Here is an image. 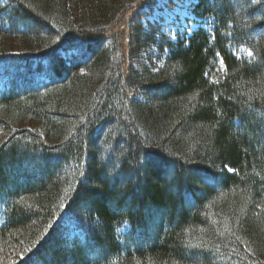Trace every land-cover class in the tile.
<instances>
[{
    "label": "trees",
    "instance_id": "trees-1",
    "mask_svg": "<svg viewBox=\"0 0 264 264\" xmlns=\"http://www.w3.org/2000/svg\"><path fill=\"white\" fill-rule=\"evenodd\" d=\"M193 1L0 0V264H264V0Z\"/></svg>",
    "mask_w": 264,
    "mask_h": 264
},
{
    "label": "rangeland",
    "instance_id": "rangeland-1",
    "mask_svg": "<svg viewBox=\"0 0 264 264\" xmlns=\"http://www.w3.org/2000/svg\"><path fill=\"white\" fill-rule=\"evenodd\" d=\"M193 3V0H158L155 9L150 11L149 21L160 27L163 36L166 35L168 39L175 41L176 32L185 35L195 29V24L190 22ZM2 84L3 81L0 88Z\"/></svg>",
    "mask_w": 264,
    "mask_h": 264
}]
</instances>
